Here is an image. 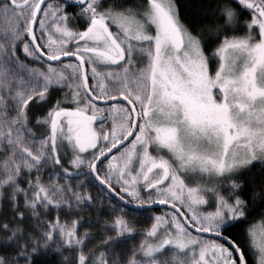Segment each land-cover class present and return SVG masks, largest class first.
I'll return each mask as SVG.
<instances>
[{
  "label": "snow or ice",
  "instance_id": "obj_1",
  "mask_svg": "<svg viewBox=\"0 0 264 264\" xmlns=\"http://www.w3.org/2000/svg\"><path fill=\"white\" fill-rule=\"evenodd\" d=\"M0 264H264V0H0Z\"/></svg>",
  "mask_w": 264,
  "mask_h": 264
},
{
  "label": "trees",
  "instance_id": "obj_2",
  "mask_svg": "<svg viewBox=\"0 0 264 264\" xmlns=\"http://www.w3.org/2000/svg\"><path fill=\"white\" fill-rule=\"evenodd\" d=\"M186 2H187V0H178L179 4H184ZM182 11H183V9H182ZM157 214H159V213H157ZM147 223H148V220H147L146 216H141V217L137 218V227H138V229L146 227Z\"/></svg>",
  "mask_w": 264,
  "mask_h": 264
}]
</instances>
